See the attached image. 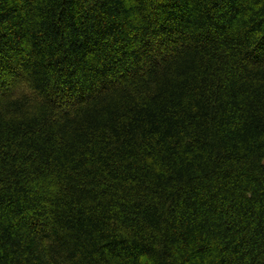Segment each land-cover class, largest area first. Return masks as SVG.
I'll use <instances>...</instances> for the list:
<instances>
[{"label": "trees", "instance_id": "obj_1", "mask_svg": "<svg viewBox=\"0 0 264 264\" xmlns=\"http://www.w3.org/2000/svg\"><path fill=\"white\" fill-rule=\"evenodd\" d=\"M0 264H264V0H0Z\"/></svg>", "mask_w": 264, "mask_h": 264}]
</instances>
